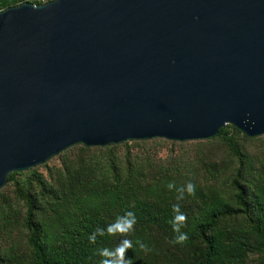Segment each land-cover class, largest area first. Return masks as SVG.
I'll return each mask as SVG.
<instances>
[{
  "label": "water",
  "instance_id": "95a60500",
  "mask_svg": "<svg viewBox=\"0 0 264 264\" xmlns=\"http://www.w3.org/2000/svg\"><path fill=\"white\" fill-rule=\"evenodd\" d=\"M229 125L264 135V0L0 12V190L76 145L208 140Z\"/></svg>",
  "mask_w": 264,
  "mask_h": 264
},
{
  "label": "trees",
  "instance_id": "16d2710c",
  "mask_svg": "<svg viewBox=\"0 0 264 264\" xmlns=\"http://www.w3.org/2000/svg\"><path fill=\"white\" fill-rule=\"evenodd\" d=\"M26 2L29 0L14 4L0 2V12ZM229 128L243 134L235 127L226 126L213 139H221L242 166L244 156ZM149 169L142 162L136 166L131 163L125 174L114 165L98 173L97 166L84 159L66 161L58 173L56 187L38 178L42 192L47 195L41 196L43 207L37 205L31 190L16 181L23 173H12L8 183L15 182L27 206L24 226L30 252L23 264H101L104 257L99 251L110 249L115 238L133 242V247L125 252L133 264H164L160 259L163 244L156 236L160 231L170 230L173 243L178 235L173 231L177 215L173 205L179 204L182 212L184 201L195 206L193 211L182 212L187 219L181 231L188 234V239L173 244L195 252L185 260L186 264H247L248 256L254 253H260L264 260V159L258 168L247 171L250 173L247 185L243 183L244 172L238 170L230 184L231 199L216 187L188 180L195 184L196 193L190 196L185 192L184 199L178 200L179 193L167 185L174 183L177 188H186V184L177 182L169 171L160 176L151 174ZM129 211L136 216L133 231L126 235L108 234L107 227ZM235 218L244 220L240 230L230 226ZM98 228L105 230L104 235L90 241L89 237ZM140 244L150 250L141 249Z\"/></svg>",
  "mask_w": 264,
  "mask_h": 264
},
{
  "label": "rangeland",
  "instance_id": "374dc122",
  "mask_svg": "<svg viewBox=\"0 0 264 264\" xmlns=\"http://www.w3.org/2000/svg\"><path fill=\"white\" fill-rule=\"evenodd\" d=\"M21 0H0L1 4L17 3ZM2 7H0L1 9ZM230 127H233L229 125ZM235 140L243 154L244 164L231 154L221 139H208L190 142H175L165 139H152L143 141H128L117 145L85 149L82 145H76L67 151L53 157L48 162L33 168L34 171L21 172L22 175L16 181L27 190H31L33 198L37 199V205L43 207L42 195L47 196L38 184V178H42L53 187L58 184V173L63 169L64 162H75L84 159L86 162L96 165L98 173L105 172L107 166L114 165L124 174L128 172L131 163L135 166L144 162L149 166L153 175H164L169 171L170 176L177 182L188 184L191 180L207 186L216 187L228 199L233 197L230 184L238 170L244 172L245 185L250 180V171L258 168L264 159V135L249 138L245 134H237L231 128ZM215 138V137H214ZM46 165V166H45ZM217 172L216 176L212 173ZM110 176V175H109ZM55 189V188H53ZM40 196V199L37 197ZM182 212L193 211L195 206L188 201L181 204ZM27 206L19 196L17 186L7 183L0 190V264H23L27 259L30 247L27 243V231L24 226ZM231 228L240 230L244 227V220L235 218L231 221ZM170 230L158 232V240L163 244L160 259L164 264H186L185 260L193 257L190 249L173 244L170 240ZM120 238H115L110 244V249L115 250L121 243ZM181 247V248H180ZM191 251V252H189ZM125 259H127L124 253ZM171 261V262H170ZM247 264H264L260 253L250 254ZM93 264V263H87Z\"/></svg>",
  "mask_w": 264,
  "mask_h": 264
},
{
  "label": "clouds",
  "instance_id": "9594fccd",
  "mask_svg": "<svg viewBox=\"0 0 264 264\" xmlns=\"http://www.w3.org/2000/svg\"><path fill=\"white\" fill-rule=\"evenodd\" d=\"M171 123V121H169ZM168 189L176 190L179 195L177 196L178 200L184 199V193L187 192L188 195L194 196L196 193L195 184L189 182L185 187L177 188L174 183H169L167 185ZM173 211L177 213L173 220V231L177 233L175 240L173 243L182 244L188 239V234L186 232L181 231V227L184 225L187 217L184 213L180 212V205H173ZM136 224V216L133 212H126L123 216L117 218L116 222L109 225L106 229L108 234L116 235L117 233L126 235L133 231L134 225ZM105 233L104 229L98 228L94 233L89 237L90 241L95 242L97 235L103 236ZM133 247V242L129 239L121 240V243L115 250H110L107 248L101 249L99 251V255L104 257L101 264H133V260L128 258L125 259L124 253ZM140 248L149 251L147 245L140 244Z\"/></svg>",
  "mask_w": 264,
  "mask_h": 264
},
{
  "label": "built area",
  "instance_id": "2783aa9c",
  "mask_svg": "<svg viewBox=\"0 0 264 264\" xmlns=\"http://www.w3.org/2000/svg\"><path fill=\"white\" fill-rule=\"evenodd\" d=\"M53 1L55 0H29V2L37 4V5L47 4Z\"/></svg>",
  "mask_w": 264,
  "mask_h": 264
}]
</instances>
